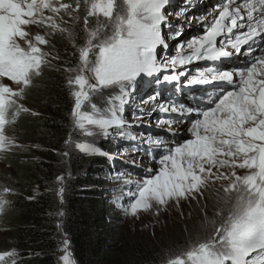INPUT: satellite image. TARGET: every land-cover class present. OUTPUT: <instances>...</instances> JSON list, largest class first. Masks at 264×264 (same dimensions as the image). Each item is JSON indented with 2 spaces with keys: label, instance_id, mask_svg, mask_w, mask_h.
Instances as JSON below:
<instances>
[{
  "label": "snow or ice",
  "instance_id": "1",
  "mask_svg": "<svg viewBox=\"0 0 264 264\" xmlns=\"http://www.w3.org/2000/svg\"><path fill=\"white\" fill-rule=\"evenodd\" d=\"M170 2L0 0V158L15 149L26 150L15 135L8 134L21 113L40 115L21 101L35 79L42 76L44 67L51 66L49 53L41 47L49 44L46 37L59 31L75 41L78 32L62 25L69 21L81 24L79 32L83 33L84 43L78 47V55L73 52L77 63L72 66L67 61L68 66L62 69L73 99L72 131L65 140L66 147L74 145L82 153L114 159L95 145L97 138L118 136L137 141V135L130 131L133 125L123 113L125 105L139 92L140 82L149 78L151 90L136 106L133 119L140 121L153 112L164 114L167 118L159 119V125L168 126L171 138L149 137L143 148L139 143L133 146L159 167L146 168L144 179L123 180L125 185L134 183V190L127 193L130 202L123 211L137 216L139 211L155 206L159 212L170 202L178 206L182 200L196 199L209 182L227 181L216 212L219 219L205 221L211 225L207 236L202 241L197 238V245L167 264H264V0H218L210 12L196 17L202 24V34L178 43L176 53L168 56L158 50L169 47L166 35L177 40L183 35V25L191 23L189 12L196 0H185L175 13L168 11ZM173 16L178 24L173 23ZM92 17L97 18L95 25L91 24ZM32 25L48 31L32 33ZM257 50L259 55H255ZM233 57H245L247 61L243 67L231 70L218 66L197 69L196 75L181 83V78L187 76L186 66L201 61L215 64ZM3 78L12 86L3 83ZM153 83L157 88H151ZM164 85H172L177 94L194 85H212V90L189 96L190 104L171 96L161 103L159 88ZM106 89L118 91L101 111L91 103V97ZM185 122L191 138L181 140L179 127ZM74 133L91 137L93 142H76ZM59 155L68 157L69 152ZM237 169L246 171L238 174ZM66 179L63 174L56 176L61 203ZM14 194L13 186L0 183V214L12 206L10 197ZM57 214L64 215L63 211ZM62 244L59 260L75 264L66 237ZM17 257L15 249L2 251L0 264H17Z\"/></svg>",
  "mask_w": 264,
  "mask_h": 264
},
{
  "label": "trees",
  "instance_id": "2",
  "mask_svg": "<svg viewBox=\"0 0 264 264\" xmlns=\"http://www.w3.org/2000/svg\"><path fill=\"white\" fill-rule=\"evenodd\" d=\"M74 51L76 47L72 44L60 49L55 66L28 89L25 100L29 108L40 115L34 117L25 113L14 135L28 143L29 150L37 156H28L26 152L11 153L7 157L13 172L3 183L13 186L16 194L10 197L12 206L0 214V230L4 232L0 238V252L15 249L17 264H59L62 231L69 239L77 264H155L170 255V249L177 252V246H156L150 239L139 243L120 240L122 242L118 243V232L106 223L109 220L106 202L100 196L101 191L110 190L107 163L95 161L93 168L83 170L84 164L73 156L63 203L57 195L54 178L65 169L59 153L64 150L69 135L73 104L62 69L68 66L67 61H71L72 66L75 64ZM59 61L63 65L58 66ZM111 95L114 94L104 91L93 104L100 108L106 103L103 100ZM103 149L110 147L104 145ZM35 187L40 190L36 195L33 193ZM33 195L34 200L27 199ZM60 211L64 213L62 217L57 214ZM110 242L115 245L107 244ZM178 242H185V237L178 238Z\"/></svg>",
  "mask_w": 264,
  "mask_h": 264
},
{
  "label": "rangeland",
  "instance_id": "3",
  "mask_svg": "<svg viewBox=\"0 0 264 264\" xmlns=\"http://www.w3.org/2000/svg\"><path fill=\"white\" fill-rule=\"evenodd\" d=\"M63 2L74 3V0H63ZM184 3L185 0H171L168 11L170 13H175L184 6ZM217 3L218 0H196V3L190 9L189 12V18L191 20V23H187V22L184 23L182 29L183 35L178 40L168 39L166 35L167 30H165L166 41L169 44V47L166 50L159 49L158 51H160L161 55H168V56L174 55L176 53L178 43L182 41H186L187 39L197 34H202L203 31L202 24L196 21V17L202 14H207L212 10V8ZM80 16L82 20L84 16L83 9L81 10ZM99 18L101 20L104 19L102 16H100ZM170 18L172 19L174 24L179 23L178 18L174 16ZM64 19L68 20V17L65 16ZM96 19H97L96 17L90 18L92 25H95ZM62 27L76 30L78 32L77 40L75 41L70 40L67 33H61L59 31H56L54 34L46 37L49 39L50 42L48 45H42L41 47L43 48L44 51L49 53L47 59L51 61V66H45L42 76L36 78L35 80H39L42 77H44L47 74L48 70L50 68H53V66H55L57 59H53V57H58L59 56L58 51L64 48L65 46L71 44L74 45L76 47V52L78 55V47L84 43L83 33L79 32V29L82 27V25L81 24L73 25V23L69 21L67 24L62 25ZM29 29L32 33L40 32L41 34H45V32L48 31L47 29L36 25L29 26ZM76 63L77 60L75 64ZM75 64L73 66H75ZM57 65L60 66L63 64L61 63V61H59ZM199 65L200 63H194L192 65L186 66L187 72L196 71V69L199 68ZM181 70L184 69L181 68L177 69V71H181ZM65 75L67 74L65 73ZM148 79L149 78H145L144 81L140 82L139 92L135 93L131 98V100L129 101V103L125 105V110L123 113V115L129 121V123L133 125L130 131H132L133 134L137 135L138 140L129 141L127 139H122L118 136H113L108 139H105L103 137L97 138L94 141L95 145L99 147L102 151L109 153L111 157H114V159H109L99 154H92V155L85 154L80 152L78 149H75L74 145L71 147H66L65 145V148L62 152L67 150L69 152V156L62 158L63 166L65 169L63 170V172H60V174L57 175L63 174L66 175L67 178L71 176L72 169L70 168V163L71 160L72 161L74 160L73 159L74 157H77L79 161H81L82 164H84L83 170H86L88 168H93L95 161L101 160L105 164L110 162L111 168L108 171L109 172L108 178L111 179V182L108 183L109 185L108 188L110 190L109 191L104 190V193H102L101 191L100 196L104 197L103 199L106 202L105 209L108 215L107 218L109 219L106 221V223L108 225H113V227L118 232L119 235L118 243H121L123 240L124 241L130 240L131 242L139 243L140 241L150 239L151 241H154L156 246H159L161 244H162L161 247H163V244H165L166 247L177 246L176 247V249H178L177 252H175V250H171V249L169 250L170 256H173L175 253L178 252L182 253L187 248L197 245L198 243L197 238H199L202 241L203 238L207 236L208 232L211 230V225H206L205 221L206 219L207 220L219 219L218 217H216V212L220 207L219 198L224 195L223 187L227 185V181L209 182L208 186L205 189H203V194L198 195L196 199L182 200L178 206L175 205L173 202H170L169 205L160 209L159 212H157L155 206L152 209H149L148 211H143V210L139 211L137 216H132L130 213H125L123 211V206H126L130 202V198L127 195L128 191L134 190V183L132 185H125L123 180L132 179L133 181H136V180L144 179L146 178L147 175L145 171L146 168L159 167L156 164L155 160L151 159L148 156H145L143 151H136L133 146L139 143L140 147L143 148L145 146L146 139L149 137L171 138L170 133L168 131V126L165 125L161 127L159 125V119L167 118L166 115L160 114L158 112H153L150 117L144 118L140 121H136L133 119L132 116L133 111H138L136 106L140 104L142 100L147 98V94L151 90L147 83ZM2 82L9 84V86H12L11 82L8 81L7 78H3ZM169 87H171V89H169L168 93L161 92L162 89L165 88L167 89ZM172 87H173L172 85H164L159 88V91L162 93V95L159 98L161 103L167 101L171 96V98L173 99H177L186 104H190V102L182 100L181 97L173 96ZM151 88L155 89L157 88V86L153 83ZM28 91L29 90H27L26 95L28 94ZM104 91H109V93L115 94L118 90L106 89ZM101 94L92 96L91 103L92 104L95 103V101H97L96 97H98ZM108 100L109 99H104L103 101H105L106 103L102 107L100 108L97 107V108L100 109L101 111H104L108 106ZM21 103H23L25 107L29 108L27 100L24 99L23 101H21ZM86 108L88 109L91 108V105L88 104L87 102H86ZM33 111L36 110L34 109ZM24 115L26 114L21 113L15 125H13L8 129L9 135H14V130L17 128L20 119ZM188 126L189 124L185 122L179 127L178 139L183 140L186 138H191L190 134L186 131ZM173 127H175V125ZM70 131H72L71 124L69 127V132ZM68 138L69 135L67 139ZM73 139L76 142H93V138L82 136L79 133H74ZM17 142L22 145H25L26 150L15 149L12 152H9L4 158H0V183H3L6 177L8 176V174L13 172L12 168H10L7 162V157H9L8 155H10L11 153L21 154L27 152L28 156H32V157L37 156L34 154L33 151L31 152L29 150L28 143H23V141L18 140V138H17ZM104 145H110L111 149L109 151L103 149ZM133 161H135V163H133ZM66 170H68L67 173ZM221 171L228 172L229 170L221 169ZM245 171L246 170L237 169L238 174H244ZM68 173H70V175H68ZM118 176H122L123 179H117ZM54 180L56 181V176ZM55 189L56 191L58 190V184H56ZM39 191L40 190L36 187L33 189V193L35 195L38 194ZM3 233L4 232L0 230V238ZM59 236H60V247L58 254V263L62 264V261L59 260V257L63 254L62 241L64 240L65 237L67 238V236L62 231L60 232ZM182 236L185 237V242L176 243L178 238L182 239ZM107 244L112 246L115 245V242H110ZM68 250L71 253V259L75 261V264H77L72 254L70 242H69ZM162 250L163 249H161V251ZM168 256H166V258ZM162 260H159L155 264H160Z\"/></svg>",
  "mask_w": 264,
  "mask_h": 264
},
{
  "label": "bare ground",
  "instance_id": "4",
  "mask_svg": "<svg viewBox=\"0 0 264 264\" xmlns=\"http://www.w3.org/2000/svg\"><path fill=\"white\" fill-rule=\"evenodd\" d=\"M238 2L242 3L243 0H238ZM259 55V50L256 51L255 54ZM246 61V58H243V57H239V58H236V57H233L232 59V62L235 64V66H233L232 68H238V67H243L245 62ZM233 65V64H231ZM228 70H231V69H228ZM179 95L182 96V98H188L189 96L193 95V94H189L188 92H181V93H178Z\"/></svg>",
  "mask_w": 264,
  "mask_h": 264
},
{
  "label": "water",
  "instance_id": "5",
  "mask_svg": "<svg viewBox=\"0 0 264 264\" xmlns=\"http://www.w3.org/2000/svg\"><path fill=\"white\" fill-rule=\"evenodd\" d=\"M192 247H193V246H192ZM190 248H191V247L187 248L186 250H188V249H190ZM186 250H184L183 252H185ZM183 252H182V253H183ZM176 254H177V255H180L181 253H180V252L175 253L173 256H170V255H169L167 258L163 259V260L160 262V264H162V263H165V264H166V261L169 260V259H171V258H173V257H176V256H177ZM164 261H165V262H164Z\"/></svg>",
  "mask_w": 264,
  "mask_h": 264
}]
</instances>
